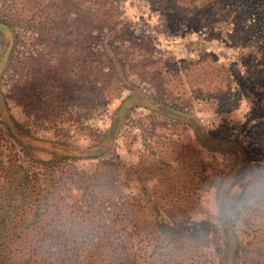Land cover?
I'll return each mask as SVG.
<instances>
[{"label":"trees","instance_id":"1","mask_svg":"<svg viewBox=\"0 0 264 264\" xmlns=\"http://www.w3.org/2000/svg\"><path fill=\"white\" fill-rule=\"evenodd\" d=\"M150 2L153 10H163L169 32L205 29L210 40L218 37L228 47L239 50L242 76L232 70L230 63L218 64V56L210 54L216 64L210 70V86L204 81L203 90L213 98L217 95L212 110L224 115L220 128L238 124L240 134L255 146L248 152L238 140L231 141L247 159L255 153V158L248 159L252 166L244 178L248 177L256 187L249 193L244 180L240 194L226 193L229 209L222 211L228 214L233 229L229 235L233 260L245 253L241 264H264V0ZM122 13L118 0H0V30L13 36L11 50L28 44L27 50L13 56L11 51L8 72L16 81L7 98L21 105L29 117L44 118L51 115L53 103L59 107L74 100L83 108H105L121 92L130 89L136 75L152 83L157 93L162 91L159 82L165 78L164 70L148 57L137 60L131 52L130 43L138 38L126 29ZM150 42L142 41L139 46L150 48ZM4 44L0 36V48ZM131 72L135 73L132 78ZM197 87L195 91H187L196 96ZM148 99L154 101L155 97ZM244 99L256 104L252 118L255 125L251 128L248 122L238 121L239 102ZM148 107L157 113L163 111L168 117L174 116L173 112L168 114L163 109H176L164 102H154ZM57 112L53 122L63 117L60 108ZM188 118L194 120L192 116ZM5 139L4 121L0 119V156ZM217 139L229 142L228 137ZM156 154L153 146L145 151L146 156ZM176 155L178 164L188 159L178 152ZM235 155L234 163L239 164L242 159ZM77 161L36 160L45 170L32 173L18 154L6 162L0 158V264H148L144 254L147 243L160 246L154 249L149 264L206 263V258L196 262L195 256L180 255L179 251L159 252L170 246L175 236L192 237L188 224L195 206L190 202L198 204L202 196L200 189L196 193L184 192L178 203L173 200L175 190L162 192V174L172 166L163 162L152 164L163 170L156 194L170 200L161 203L158 199L131 211L121 206L119 192L110 184H116V177L110 179L102 172L107 165L114 173L116 164L101 161L96 174L82 176L76 172ZM59 170L66 175H58ZM68 184L77 187L81 195L69 200L65 194ZM162 210L170 219L166 224L156 219ZM150 213H154L151 217L155 225L142 220ZM241 221H244L242 231L254 235L248 249L243 248V240L234 229Z\"/></svg>","mask_w":264,"mask_h":264},{"label":"rangeland","instance_id":"2","mask_svg":"<svg viewBox=\"0 0 264 264\" xmlns=\"http://www.w3.org/2000/svg\"><path fill=\"white\" fill-rule=\"evenodd\" d=\"M118 2L122 6V19L126 29L138 38L130 43L133 44L131 52L137 60L148 57V60L154 61V65L159 63L160 70H164L165 78L159 82L162 91L157 93L152 83L136 75L130 89L121 92L105 108L84 109L73 100L70 105L59 107H55L53 103L50 116L29 117L21 105L7 98L16 81L8 72L10 66L7 62L13 54L27 50L28 44L11 50L13 36L0 30V36L5 40L4 47L0 48V119L4 121L6 132L3 155L0 158L6 162L10 156L18 154L20 161L32 173L45 170L44 166L36 164V160L66 162L77 159L76 172L82 176L96 174L101 161H110L116 164V171L113 173V169L106 165L102 172L108 174L110 179L116 177V184H110L118 190L121 206H126V210L131 211L158 199L161 203L170 200L169 197L163 198L159 193L156 194L163 170L158 167L155 169L152 164L163 162L172 166V169L162 174V192L175 190L173 200L179 201L178 203H181L184 192L196 193V189H200L202 196L198 204L196 201L190 202L195 206L188 224L192 237L175 236L171 245L161 248L159 252L179 251L180 255L195 256L196 262L206 258L205 264H241L240 260L245 253L239 255L240 259L233 260V244L229 236L232 228L230 229L231 224L226 217L228 214H224L222 210L226 209L227 212L229 209L226 193L233 196L240 194L244 189V180L249 193L256 187L248 177L244 178L250 173L252 166L248 159L255 158V153H251L247 159L242 154V149L231 141L238 140L248 152L253 151L255 146L240 134L238 124L220 128L224 124V115L212 110L213 99L217 95L213 98L203 90L204 81L210 86V70L216 64L210 54L218 56V64L230 63L232 70L238 71L239 76H242L243 64L238 58L239 50L228 47L218 37L210 40L205 29L185 28L178 34L169 32L163 10H153L150 0ZM146 40L151 41L150 48L139 46V43ZM128 44L127 42V46ZM130 59L131 57L127 60ZM133 75L135 73L131 72V78ZM214 81H211L212 85H215ZM195 86H198V94L192 96L194 92L187 90L195 91ZM151 96L155 97L154 101L148 99ZM81 101L84 106L83 98ZM154 102H164L167 106L175 107L172 111L169 108L163 109L168 114L173 112L174 116L168 117L163 111L154 112L148 107ZM239 104L238 121L241 124L248 122L249 127H253L256 104L245 99ZM58 108L63 111V117H57V121L53 122L55 114L59 113ZM188 116H192L194 120ZM51 118L53 119L50 120ZM210 133L211 136L208 137ZM218 137H228L229 142L219 140ZM152 146L157 149V154L146 156L145 151ZM176 152L188 159L178 164ZM235 154L242 159L239 164L234 163ZM57 173L66 175L62 170ZM66 190L69 200L82 193L71 184L66 186ZM152 214L142 220L155 225ZM156 219L165 222L164 224L170 221L163 210ZM243 224L244 221H241L234 229L243 240V248L248 249V243L254 239V235L244 233ZM126 225H129L128 222ZM167 243L168 241L165 244ZM146 247L144 254L149 264L152 262L154 249L160 246L147 243Z\"/></svg>","mask_w":264,"mask_h":264}]
</instances>
